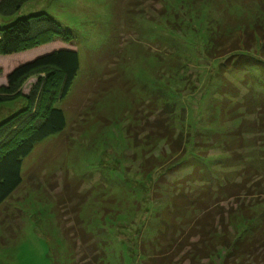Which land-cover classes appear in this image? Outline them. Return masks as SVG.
<instances>
[{"label": "rangeland", "instance_id": "obj_1", "mask_svg": "<svg viewBox=\"0 0 264 264\" xmlns=\"http://www.w3.org/2000/svg\"><path fill=\"white\" fill-rule=\"evenodd\" d=\"M39 12L74 38L0 54V87L12 68L56 48L77 50L80 68L65 98L55 83L59 77L45 79L49 91L56 89L52 104L65 112L67 127L35 147L23 162L21 185L0 205V264L78 262L85 251L81 242L71 245L63 233L74 223L76 203L86 231L104 239L105 264H152L150 258L162 264L172 254L166 246L153 249L159 217L173 195L202 183H193L195 171L202 178L218 173L238 194L223 198V215L206 221L208 228L223 223L233 239L260 227L263 120L245 103L244 83L251 77L240 69L224 72L220 64L230 53L219 54L236 39L251 40L250 33L260 48L264 0H32L14 16H0V26ZM38 76L24 79L19 98L0 103V121L30 105L24 96ZM216 110L222 118L215 130L210 121ZM158 116L171 122L174 141L152 130ZM193 155L210 165H188ZM66 191L75 197L71 204ZM220 261L216 256L211 264Z\"/></svg>", "mask_w": 264, "mask_h": 264}, {"label": "trees", "instance_id": "obj_2", "mask_svg": "<svg viewBox=\"0 0 264 264\" xmlns=\"http://www.w3.org/2000/svg\"><path fill=\"white\" fill-rule=\"evenodd\" d=\"M30 1L32 0H0V16L8 18L14 16ZM252 34H249L251 40H246L242 44H238V39L229 44H221L220 47L230 46L228 50L220 52L219 55L228 53L230 55L220 66L224 68V72L229 73L240 69V72H245L251 77L248 82L244 83L247 89L244 95L245 103L250 114H259L263 120L261 126L263 128L260 129V132L263 133L262 138L264 139V37L258 49L254 42V34ZM69 36L74 38L70 31L64 29L55 18L46 12L31 14L18 18L5 26H0V54L4 56L13 55L22 51L23 48L50 41L54 37L66 39ZM79 68L78 51L61 47L31 61L19 64L8 72L7 85L0 87V103L19 98L22 95L21 85L24 79L30 75L39 76L28 96H24L30 105L28 104L27 107L0 121V205L21 185L23 162L32 154L35 147L49 137L60 134L67 127L65 112L52 104L56 89L49 91L46 80L49 77H59L60 80L55 83H60L58 90L60 96L65 98ZM47 93L48 97L45 98ZM161 101H165V99L162 98ZM238 107H240L239 104ZM238 107L235 108L236 113ZM249 113H246L245 116H249ZM211 115L213 119L210 123L213 125H210L212 127L217 126L220 121L219 118H222L221 111L216 110ZM156 118L152 130H161L158 136L162 140L174 141L176 132L172 125L167 126L171 122L167 124L161 116ZM240 125L244 124L241 123ZM214 129L216 130L215 127ZM214 129L210 128L207 134L213 135ZM198 157L193 155L186 160V163L188 165L194 163L210 165L205 161H200ZM224 158L226 161L233 160L231 156ZM206 169L213 172L210 168ZM200 171L202 173L203 168ZM194 173L193 177L195 178L190 176L193 183L194 181L202 183L198 186H191L192 192H181L173 195L165 214L159 217L160 227L157 230V236L160 239L153 245V249H158V252H161V249L166 246L164 249L170 250L172 254V258L162 264H202L204 260L211 264V259L216 256H219L221 264H264V253L258 251V249L264 248V213L259 219V228L246 230V233L232 237L233 239L230 238V233L226 225L223 226V223L222 226L208 228L206 221L215 215H223L222 207L219 206L223 198L229 199L238 194L231 190L234 185L226 186L223 184L218 173L213 172V174L205 175L203 178L199 176L200 172L195 171ZM227 189L230 190L226 193ZM249 192H251L250 189ZM64 193L65 195L70 194L67 191ZM71 196H68L70 204L75 198ZM80 196L83 197L82 194ZM261 200L264 201L263 198ZM249 201H251L250 197ZM246 206L244 202L240 204V210L243 213L248 211ZM71 207L70 213L74 216L73 225L75 226L72 225L68 228L63 226V233L69 238L71 237V245H75L79 241L78 243L81 242L85 250L75 264H80L81 261L87 263V260H92V264H105L106 246L103 243L104 239L98 240L99 238L93 233L87 232L83 227L80 218L81 205L76 203L75 205L72 204ZM234 213V210L230 211L229 215L232 217ZM183 227H188L185 233ZM195 235L201 238L191 241ZM90 245L93 246L92 249H90ZM181 249L183 250L181 251ZM88 250L91 251L90 255ZM248 258H250L248 263H244ZM150 259L152 264H160L156 262V259Z\"/></svg>", "mask_w": 264, "mask_h": 264}]
</instances>
